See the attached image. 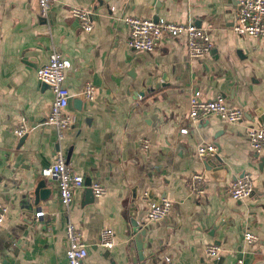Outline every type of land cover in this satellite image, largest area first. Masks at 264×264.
I'll list each match as a JSON object with an SVG mask.
<instances>
[{
	"label": "crops",
	"instance_id": "crops-1",
	"mask_svg": "<svg viewBox=\"0 0 264 264\" xmlns=\"http://www.w3.org/2000/svg\"><path fill=\"white\" fill-rule=\"evenodd\" d=\"M73 7L92 12L91 31ZM239 7L240 0H55L48 23L38 0H0V200L9 207L0 226V264H68L69 220L83 230L86 264L132 263L126 257L134 220L148 227L138 255L143 264H264V150L256 154L249 138L264 127V37L233 30ZM127 16L195 22L214 49L191 58L182 35L163 38L153 52L135 50ZM56 49L72 61L66 112L75 124L61 141L47 123L53 91L37 76ZM87 81L96 87L91 101L83 94ZM196 92L203 100L223 97L244 119L212 115L191 123ZM22 124L27 133L20 137L15 129ZM207 143L218 146L223 175L198 157ZM58 150L75 173L106 188L102 197L89 185L75 189L68 216L57 181L42 174ZM195 173L204 175L201 196L192 192ZM244 174L254 191L236 200L227 188ZM42 179L50 192L35 204ZM165 197L172 201L169 214L146 221L148 200ZM41 210L45 216L36 217ZM106 228L115 232L111 249L100 244ZM246 231L259 241L248 244ZM209 244L220 246L219 258L207 253Z\"/></svg>",
	"mask_w": 264,
	"mask_h": 264
},
{
	"label": "built area",
	"instance_id": "built-area-1",
	"mask_svg": "<svg viewBox=\"0 0 264 264\" xmlns=\"http://www.w3.org/2000/svg\"><path fill=\"white\" fill-rule=\"evenodd\" d=\"M55 0H38L39 16L48 23L52 22V10ZM72 13L79 21L81 27L89 32L93 29L94 20L92 12L81 7H73ZM126 24L130 28V46L135 50L153 52L158 50L165 37L186 36L188 52L191 58H201L212 52L213 42L209 33L192 21L168 20L165 18H140L127 16ZM233 30L239 35H250L257 38L264 37V0H240V7L236 14ZM72 67V61L65 57L58 49L50 55L49 62L37 69L38 79L46 84L54 94V98L47 117V123L56 128L57 137L63 140L67 130L75 124V117L66 112L71 93L65 84L67 72ZM96 87L91 81L84 85V98L93 100ZM196 92L190 100L189 118L191 123H200L208 120L212 115L237 123L244 119L245 112L231 107L225 103L223 97L215 100H203ZM182 133H188L189 128L181 129ZM15 133L22 137L27 133L25 125L15 129ZM251 146L256 154L264 150V127L253 129L249 132ZM148 140H144V146L148 147ZM197 155L201 160L207 161L219 155V148L214 143L202 144L197 149ZM44 177L53 178L58 184V193L61 204L69 215V208L74 199V190L86 186L85 176L74 172L73 164L66 158L63 150H58L54 163L42 170ZM96 197H102L106 188L100 182L89 185ZM192 192L198 196L205 194L204 175L195 173L191 180ZM228 193L236 200L249 197L254 191V185L250 174L238 177L228 188ZM148 199V194H144ZM148 214L146 221L164 219L170 212L172 201L168 198L160 200H148ZM9 207L0 200V226L5 221ZM45 211L36 213V217L45 216ZM115 232L113 228L103 229L100 236V244L107 249L115 245ZM244 238L248 244L259 241V236L251 231H246ZM67 261L68 264H86L88 248L83 239V230L69 220L66 224ZM207 253L214 258L220 257L221 248L215 244L207 245ZM239 263H242L240 260Z\"/></svg>",
	"mask_w": 264,
	"mask_h": 264
},
{
	"label": "water",
	"instance_id": "water-1",
	"mask_svg": "<svg viewBox=\"0 0 264 264\" xmlns=\"http://www.w3.org/2000/svg\"><path fill=\"white\" fill-rule=\"evenodd\" d=\"M262 120L264 122V115H262ZM204 164H205L207 170H213V172H218L221 175L226 173V170H222L223 169V167H222V159H221L220 155H217L214 158L205 161ZM85 182H86V185H91V182H90V180H88V178L86 179ZM46 185H47L46 179H42V180H40L38 182L36 191L34 192V194H35L34 203L35 204L39 203V201L41 199L45 198L47 193L50 192L49 188H47ZM91 191H92V189H91ZM92 193H93V191H92ZM27 222H28V224L32 223L30 221H27ZM132 225L134 227H136L135 230H134L135 233H134V237H133L134 245L129 247L130 256L126 257V260H130L131 259L132 263H127V262H125L124 258H120L119 262L114 261L113 264H143V260L144 259L138 258V255L146 247L144 238H145V235L147 233L148 227L147 226H145V227L143 226V227H141L139 229L138 227L141 224L137 220L132 221Z\"/></svg>",
	"mask_w": 264,
	"mask_h": 264
}]
</instances>
